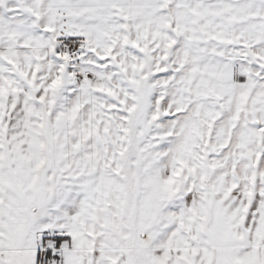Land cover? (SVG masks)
Here are the masks:
<instances>
[{"label":"snow or ice","instance_id":"obj_1","mask_svg":"<svg viewBox=\"0 0 264 264\" xmlns=\"http://www.w3.org/2000/svg\"><path fill=\"white\" fill-rule=\"evenodd\" d=\"M0 264H264V0H0Z\"/></svg>","mask_w":264,"mask_h":264}]
</instances>
